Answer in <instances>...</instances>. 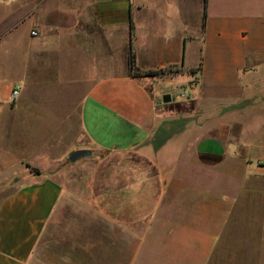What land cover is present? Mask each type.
Returning a JSON list of instances; mask_svg holds the SVG:
<instances>
[{"label": "crops", "instance_id": "0c3cea01", "mask_svg": "<svg viewBox=\"0 0 264 264\" xmlns=\"http://www.w3.org/2000/svg\"><path fill=\"white\" fill-rule=\"evenodd\" d=\"M32 1L0 20L23 66L9 84L0 66V264H33L63 194L55 172L88 148L109 153L89 181L101 225L72 243V264H264V0ZM131 50L163 73L133 78ZM176 91L180 130L156 149ZM174 144L183 163L165 167ZM220 177L233 197L205 194Z\"/></svg>", "mask_w": 264, "mask_h": 264}, {"label": "rangeland", "instance_id": "374dc122", "mask_svg": "<svg viewBox=\"0 0 264 264\" xmlns=\"http://www.w3.org/2000/svg\"><path fill=\"white\" fill-rule=\"evenodd\" d=\"M35 1L36 0H33L32 2ZM12 2L13 0H0V20L4 19V14L2 15L4 12L3 4L9 6ZM26 27H29V24ZM5 46V44L0 46V66L5 68V72L9 77V79L7 78L6 80V83L9 84L12 80L20 77L23 66L21 64V54H17L16 57L6 56ZM25 50L26 47H24V45L20 46L18 48V51L20 52L18 53H22ZM57 59L65 60V56L63 54H59ZM76 75L77 74L72 73V77H75ZM186 77L188 76H185L184 79ZM189 78L191 79L190 76ZM86 92L87 90H85L84 87L79 88L75 92L74 97L72 91V98H75L77 103V112L74 116H72V119H74L72 120V132L79 138L81 137L78 112L79 104L82 96ZM183 93L184 92L182 91L173 92L172 99L176 100V98L179 95L181 96ZM164 104L166 107H171L174 112V117L168 119L162 124V127L154 139V145L161 144L166 141L167 138L169 139L172 135L178 133L181 126L180 117L178 116L181 108L178 105L169 106L171 103ZM83 141L86 142V139H83ZM224 148L225 145L223 142L205 141L202 146V152L207 153L216 151V153L219 154L223 152ZM87 150L92 152L93 156L91 158L81 159L76 163H71L68 159L55 172L58 175V180L62 186L63 194L52 219L40 238V248L38 247L39 250L37 251V256H34L33 258V264H72V243H84L89 241L92 237H95L93 234L89 233L100 230V220L98 219V215L95 213L90 200L89 181L96 165L101 160L107 158L109 153L98 152L96 150H92L91 148H88ZM177 150L180 149L176 144L170 146L163 154L158 156L159 163L165 167L182 165L183 159L180 155H178L180 153ZM220 178L221 183L219 188H217V183L214 188L213 185H209L206 181L204 182L205 194H214L215 196L220 195L222 200L233 197L235 194L228 192L224 178ZM228 204L231 205L229 202L226 206H228ZM244 205V202H240L238 207H244ZM96 237L99 238L100 236L97 235ZM44 244L46 245L45 247Z\"/></svg>", "mask_w": 264, "mask_h": 264}, {"label": "trees", "instance_id": "16d2710c", "mask_svg": "<svg viewBox=\"0 0 264 264\" xmlns=\"http://www.w3.org/2000/svg\"><path fill=\"white\" fill-rule=\"evenodd\" d=\"M205 2H206V7H207V0H205ZM129 69H130L131 76L133 78L151 77V76H155V75H159L160 73H163L161 71H155V72H153V71H149V72L140 71V69L136 66L135 54L132 50L130 51V56H129ZM170 71H172V70H170ZM165 142L166 141H164L158 145L155 144V148L159 149ZM33 171L35 173H39L38 170H33Z\"/></svg>", "mask_w": 264, "mask_h": 264}, {"label": "water", "instance_id": "95a60500", "mask_svg": "<svg viewBox=\"0 0 264 264\" xmlns=\"http://www.w3.org/2000/svg\"><path fill=\"white\" fill-rule=\"evenodd\" d=\"M184 91V90H183ZM172 102V95L166 94L163 96V103H171ZM93 156L92 152L87 149L76 150L69 156V161L71 163H76L80 159H88Z\"/></svg>", "mask_w": 264, "mask_h": 264}, {"label": "built area", "instance_id": "2783aa9c", "mask_svg": "<svg viewBox=\"0 0 264 264\" xmlns=\"http://www.w3.org/2000/svg\"><path fill=\"white\" fill-rule=\"evenodd\" d=\"M3 1H7V0H3ZM32 36L33 37H37L38 36V33L36 31H33L32 32ZM21 86L20 85H15L10 93V96H9V101L10 103H14L20 96V93H21ZM1 103V102H0Z\"/></svg>", "mask_w": 264, "mask_h": 264}]
</instances>
